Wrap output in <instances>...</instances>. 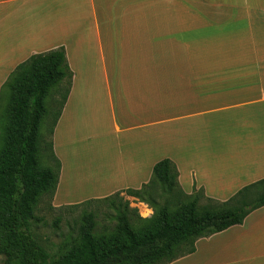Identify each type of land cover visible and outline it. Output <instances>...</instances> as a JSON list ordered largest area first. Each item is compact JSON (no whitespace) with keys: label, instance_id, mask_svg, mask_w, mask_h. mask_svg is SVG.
Listing matches in <instances>:
<instances>
[{"label":"crops","instance_id":"crops-1","mask_svg":"<svg viewBox=\"0 0 264 264\" xmlns=\"http://www.w3.org/2000/svg\"><path fill=\"white\" fill-rule=\"evenodd\" d=\"M198 1L0 0V87L57 48L71 72L47 136L52 207L139 189L162 159L220 203L264 178V0ZM166 264H264V206Z\"/></svg>","mask_w":264,"mask_h":264},{"label":"trees","instance_id":"trees-1","mask_svg":"<svg viewBox=\"0 0 264 264\" xmlns=\"http://www.w3.org/2000/svg\"><path fill=\"white\" fill-rule=\"evenodd\" d=\"M70 78L64 51L57 48L29 56L14 67L0 87L3 264H155L161 260L168 263L193 252L195 239L238 225L249 212L264 206V178L243 187L225 202L206 199L208 204L199 205V199L204 198L202 191L185 195L178 186L174 165L162 159L152 166L146 184L124 191L151 209L148 218L138 217L136 209H129L124 202L117 211L113 230L95 235L92 214L82 213L76 237L55 257H50L30 232L34 208L41 195L52 199L59 170L50 142L43 141L45 130L43 134L39 130L46 115L49 90L65 80L60 108ZM58 110L49 126H45L46 135L51 132ZM41 152L48 153L44 163ZM127 211L138 221L136 227L130 224ZM185 245L187 250L178 252Z\"/></svg>","mask_w":264,"mask_h":264},{"label":"rangeland","instance_id":"rangeland-1","mask_svg":"<svg viewBox=\"0 0 264 264\" xmlns=\"http://www.w3.org/2000/svg\"><path fill=\"white\" fill-rule=\"evenodd\" d=\"M201 6V7H199ZM196 10L200 13L204 10L200 1L196 0ZM259 23L264 19H258ZM196 23H201V19H196ZM222 52L229 53L230 51H203L196 50V56H218ZM232 53V51L230 52ZM210 54V55H209ZM66 89L65 80H62L59 84L53 86L45 99L46 115L43 116L40 124V132H44L43 141H48V135H46V125L49 124L53 118L55 112L58 110L61 103L62 95ZM48 134V133H47ZM47 152H41V162H45L47 158ZM45 155V156H44ZM42 157H45L42 158ZM46 164V163H45ZM126 197V199H125ZM253 198V197H251ZM51 199L47 195H41L33 212V220L30 223V232L38 244L50 255L55 257L65 246H67L77 235V229L80 224V218L82 213H91L94 222L93 233L107 234L113 230L116 223V214L118 209L122 208L123 203L127 202L129 209L135 208L138 217L148 218L152 211L145 204L134 207L131 203H136L135 200H131L125 195V193H116L109 198L92 201L89 204H81L78 207H60L55 208L51 206ZM209 202L204 198H200L198 204L205 205ZM141 208V209H140ZM129 222L132 226L136 227L138 221L130 211H127ZM178 252L186 251L187 246H183L178 249ZM0 264L2 263V257L0 256ZM155 264H166L165 260H161Z\"/></svg>","mask_w":264,"mask_h":264}]
</instances>
